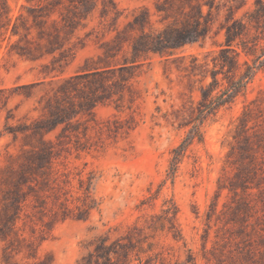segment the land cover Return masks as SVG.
Listing matches in <instances>:
<instances>
[{"label": "rangeland", "instance_id": "rangeland-1", "mask_svg": "<svg viewBox=\"0 0 264 264\" xmlns=\"http://www.w3.org/2000/svg\"><path fill=\"white\" fill-rule=\"evenodd\" d=\"M259 1L0 0V264H264V68L191 139L172 63Z\"/></svg>", "mask_w": 264, "mask_h": 264}, {"label": "trees", "instance_id": "trees-1", "mask_svg": "<svg viewBox=\"0 0 264 264\" xmlns=\"http://www.w3.org/2000/svg\"><path fill=\"white\" fill-rule=\"evenodd\" d=\"M253 15L251 17L256 21L234 20L225 27V44L217 52L208 53L203 59L191 56L172 61L178 71L186 72L189 79L201 84L197 106L191 110L190 118L194 123L191 139L200 136L199 124L244 93L256 74L264 68L263 0L259 1ZM189 32L193 33L190 42L203 36L199 28ZM180 36L168 42V45L163 43L166 46L164 48L181 46L182 42L178 39ZM157 51L163 52V49ZM184 147L185 144L181 146L180 152H183Z\"/></svg>", "mask_w": 264, "mask_h": 264}]
</instances>
